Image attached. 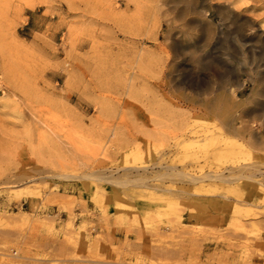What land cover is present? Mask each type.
<instances>
[{"label":"rangeland","instance_id":"374dc122","mask_svg":"<svg viewBox=\"0 0 264 264\" xmlns=\"http://www.w3.org/2000/svg\"><path fill=\"white\" fill-rule=\"evenodd\" d=\"M0 264H264V0H0Z\"/></svg>","mask_w":264,"mask_h":264},{"label":"bare ground","instance_id":"6f19581e","mask_svg":"<svg viewBox=\"0 0 264 264\" xmlns=\"http://www.w3.org/2000/svg\"><path fill=\"white\" fill-rule=\"evenodd\" d=\"M188 84L192 85L193 81L189 80ZM226 117H227V119H226V121H227L226 128L229 131H231L233 134H240V133H243V130H244L243 128L248 127V129H249V132L247 133L248 141L250 143H257L258 142L257 136L250 129L251 126H248L247 124H244L245 121L243 119H241L240 125L236 128L235 126L232 125L231 119H233V117H231V114L228 113L226 115Z\"/></svg>","mask_w":264,"mask_h":264}]
</instances>
